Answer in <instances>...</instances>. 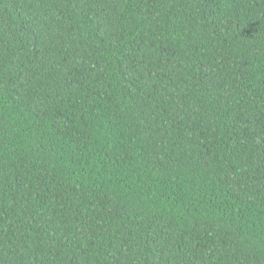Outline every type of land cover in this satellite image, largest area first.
I'll return each mask as SVG.
<instances>
[{"label":"trees","instance_id":"obj_1","mask_svg":"<svg viewBox=\"0 0 264 264\" xmlns=\"http://www.w3.org/2000/svg\"><path fill=\"white\" fill-rule=\"evenodd\" d=\"M0 264H264V0H0Z\"/></svg>","mask_w":264,"mask_h":264}]
</instances>
